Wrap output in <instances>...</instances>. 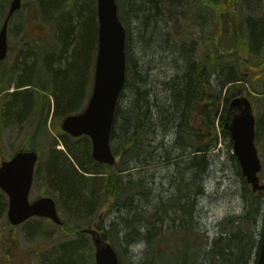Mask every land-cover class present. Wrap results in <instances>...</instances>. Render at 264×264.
I'll use <instances>...</instances> for the list:
<instances>
[{"label": "trees", "instance_id": "trees-1", "mask_svg": "<svg viewBox=\"0 0 264 264\" xmlns=\"http://www.w3.org/2000/svg\"><path fill=\"white\" fill-rule=\"evenodd\" d=\"M116 1L127 32L119 99L125 101L126 89L132 93L127 106L118 103L115 111L110 141L116 163H95L87 137L63 138V150H50L44 169L51 192L73 216H89L99 207L116 212L110 225L98 230L119 264H255L264 233L263 228L259 239L254 235L263 193L247 189L243 216L228 218L213 238L203 234L195 215L220 137L232 146L224 129L230 100L258 95L264 104V0ZM9 2L0 0V26ZM159 17L177 24L184 65L162 84V104L151 91L141 90L146 82L131 63L128 46L132 25L146 27ZM31 25L34 34L28 31ZM26 26L23 33L32 40L22 42L30 46L31 57L20 49L9 67L2 70L8 59L0 63V127H31L36 134L42 131L34 123L45 121L51 109L61 120L86 104L97 52L96 1L35 0L33 15L17 28ZM13 50L10 46L9 54ZM159 131L171 133L169 147L157 141ZM161 162L171 169L169 196L152 203L156 189L150 170ZM6 208L0 192V218ZM136 244L142 246L138 258L130 250ZM92 251L89 241L79 238L59 245L42 264H93Z\"/></svg>", "mask_w": 264, "mask_h": 264}, {"label": "rangeland", "instance_id": "rangeland-1", "mask_svg": "<svg viewBox=\"0 0 264 264\" xmlns=\"http://www.w3.org/2000/svg\"><path fill=\"white\" fill-rule=\"evenodd\" d=\"M22 3L23 9L13 18L12 30L8 35L9 46L13 47L15 51L13 50L10 54L6 61V67H3L2 70L9 67L20 49H23V53L31 57V54H27V49L30 46L22 42V40L29 42L32 40V38L24 35L27 26L20 30L17 25L21 24L24 19H28L30 15H33L35 0H22ZM154 23L148 24L146 27L136 24L132 25L128 46L131 63L137 66L138 74L146 82V84H141V90L151 91L155 95V102L162 104L165 97L162 84L169 82L171 77L175 76L184 65L182 64L183 59L178 56L181 42L175 36L176 30H178L177 24L168 22L165 17L157 18ZM178 24L182 25V22H178ZM35 28L31 25L28 31L34 34ZM138 74H136L135 81L139 79ZM1 81L4 84L5 78ZM134 84L137 85L136 83ZM125 96V101L120 99L119 104L127 106L132 97L129 89L125 90ZM260 100V98H256V101H254L253 112L257 119L262 120L256 146L262 164V171L259 176H261V180L264 183V104ZM120 122L119 119L117 123L120 125ZM59 124L58 120H54L51 117L45 122V125L50 128V139L38 136L34 138V131L31 127H25L24 129L21 127H0L1 157H9L17 150L28 147V144L35 146L34 148L39 153L40 161L37 164V168L38 166L39 168L36 169L37 172L29 195V201L32 202L45 195L51 196L57 200L59 216L64 225L67 226L66 230H62L50 223V225H46L48 222L43 219L33 218L19 227H11L5 223V218H0V264H42V261L48 262L47 256L50 255L52 247L72 240L75 237L68 230H75L77 227L78 231H80L95 222H99L101 227H105L111 223L112 218L116 215L113 214L112 217V215H107V209L98 208L95 209L97 212L94 214L93 219H90L88 215L73 216L67 204L60 202L56 197L57 195L51 193V188L44 177L43 171L47 165L51 148L56 150L63 149L59 143L65 134L60 131ZM157 139L159 143L164 142L166 145L164 148L169 147L172 143L170 132L159 131ZM220 141L219 152L211 157V166L203 181L204 194L199 197L196 212V222L203 234L209 238H213L219 229L226 227L225 220L227 218L233 215H241L244 205L243 199L248 194L247 189L249 190L242 183L237 169V162L232 158L229 142L221 137ZM162 151H166V149ZM151 169L150 174L154 175L156 191L154 195H150L149 201L153 203L158 198L169 196L167 195L170 190L168 177L171 175V169L166 162L155 163ZM260 204L262 210L254 229L256 238L259 237L263 227L264 197H260ZM38 229L40 231H37ZM139 250V247H132L131 256L137 258Z\"/></svg>", "mask_w": 264, "mask_h": 264}, {"label": "water", "instance_id": "water-1", "mask_svg": "<svg viewBox=\"0 0 264 264\" xmlns=\"http://www.w3.org/2000/svg\"><path fill=\"white\" fill-rule=\"evenodd\" d=\"M98 19V46L92 92L83 113L64 119L61 129L74 138L87 136L92 145L95 162L112 166L114 156L110 148V133L119 95L125 82L126 32L117 15L115 0H96ZM21 7V0H12L7 17L0 30V62L7 55V25ZM224 128L230 134L233 154L243 178L253 192L264 191L259 184L260 160L254 144L255 118L250 102L245 97L230 101ZM37 161L35 152H20L0 166V190L8 196V222L17 226L31 217H46L60 224L55 204L42 198L29 204L28 195ZM91 234L95 247V264H119L113 248L103 242L98 233ZM256 264H264V236Z\"/></svg>", "mask_w": 264, "mask_h": 264}, {"label": "bare ground", "instance_id": "bare-ground-1", "mask_svg": "<svg viewBox=\"0 0 264 264\" xmlns=\"http://www.w3.org/2000/svg\"><path fill=\"white\" fill-rule=\"evenodd\" d=\"M46 117H47V118H49V117H51V116H50V114H49V113H47V114H46Z\"/></svg>", "mask_w": 264, "mask_h": 264}]
</instances>
